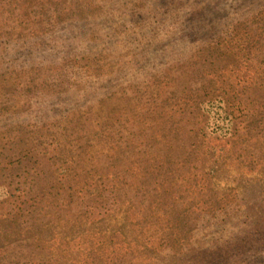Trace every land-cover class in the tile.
<instances>
[{
    "label": "rangeland",
    "instance_id": "374dc122",
    "mask_svg": "<svg viewBox=\"0 0 264 264\" xmlns=\"http://www.w3.org/2000/svg\"><path fill=\"white\" fill-rule=\"evenodd\" d=\"M0 264H264V0H0Z\"/></svg>",
    "mask_w": 264,
    "mask_h": 264
}]
</instances>
